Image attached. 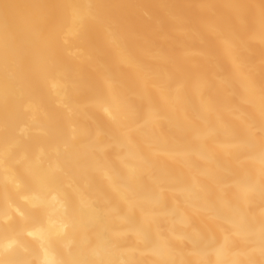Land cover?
<instances>
[{
  "label": "bare ground",
  "instance_id": "bare-ground-1",
  "mask_svg": "<svg viewBox=\"0 0 264 264\" xmlns=\"http://www.w3.org/2000/svg\"><path fill=\"white\" fill-rule=\"evenodd\" d=\"M0 264H264V0H0Z\"/></svg>",
  "mask_w": 264,
  "mask_h": 264
}]
</instances>
